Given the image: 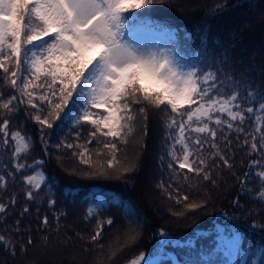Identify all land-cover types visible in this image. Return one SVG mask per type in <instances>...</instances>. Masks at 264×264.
<instances>
[{
	"label": "snow or ice",
	"instance_id": "obj_1",
	"mask_svg": "<svg viewBox=\"0 0 264 264\" xmlns=\"http://www.w3.org/2000/svg\"><path fill=\"white\" fill-rule=\"evenodd\" d=\"M154 2L0 0V83L19 93V104L36 110L29 115L41 125V130L52 128L57 120L61 124L71 123L73 127L91 125L89 136L92 139L85 144L96 140L97 155H103L99 150L101 146L108 151L111 157L107 161L108 169H114L119 163L117 141L127 143L126 137L134 131L135 122L147 121L150 110L165 117V140L170 142L167 167L173 178L216 185L213 173L234 167V155L229 153L234 154L233 141L239 144L242 139L248 154H258L260 158L250 162V170L240 180L241 186L251 191L248 184L258 181L255 199L264 203V90L252 91L251 85L241 89L238 81L226 83L229 77L222 78L218 69L213 70L216 65L209 64L203 44L192 63L187 62L176 47L143 44L137 24L147 23L144 21L146 13L138 10L147 9ZM224 7L226 5H217V12ZM17 99L16 95L3 99L0 94V150H4L0 155L10 151L12 168L21 174L26 186V200H43L48 195L44 188L51 189L43 162H21L32 155L34 144L21 129L10 131V119L20 110L15 103ZM45 109L46 114H42ZM246 114L255 120L251 131L244 127ZM97 135L105 139L97 140ZM64 147L80 149L72 154L79 157L81 164L95 169L87 175L108 174L103 165L95 168L91 155L86 156L89 153L86 146L67 143ZM161 159L163 161V157ZM4 167L7 168V164ZM257 167L260 170L253 173ZM135 168L134 163L121 167L117 178ZM188 173L193 175L190 177ZM6 174L15 178L12 171ZM250 175H254L253 181H249ZM6 186L5 174H0V188ZM158 187L167 190L173 185L166 188L161 182ZM168 198L182 204L183 211H172V215L178 217L205 207L210 199L207 195L190 199L187 193H181L179 185L175 195L169 193ZM11 203H16L15 197ZM48 203L53 206L56 201L49 196ZM103 206L101 203L89 207L87 217H95L97 209ZM5 212L6 205L0 203V213ZM28 212L25 206L22 215ZM48 223V217L44 216L42 225ZM104 223L111 225L113 221L109 218L98 224L90 237L93 242L100 240ZM19 224L18 220L16 231ZM130 239L135 242L137 237ZM217 240L218 250L224 253L229 264H245L238 233L230 237L219 235ZM32 243L29 238L27 244ZM182 244L190 247L192 242L181 241L160 230L154 249L150 253L141 252L129 264H178L168 248ZM0 245L15 256L14 245L4 235H0ZM21 251H25L23 242ZM259 260L264 264V246ZM251 264H256V260Z\"/></svg>",
	"mask_w": 264,
	"mask_h": 264
},
{
	"label": "trees",
	"instance_id": "obj_2",
	"mask_svg": "<svg viewBox=\"0 0 264 264\" xmlns=\"http://www.w3.org/2000/svg\"><path fill=\"white\" fill-rule=\"evenodd\" d=\"M217 5L226 7L217 12ZM138 12L146 13L144 19L151 25L168 29L175 35L173 47L187 62H194L203 44L209 64L216 65L213 70L218 69L222 78L229 77L226 83L238 81L241 89L251 85L252 91L264 90V0H155ZM200 59L203 61L204 57ZM0 94L3 99L10 95L18 97L15 103L20 110L10 119V131L21 129L34 144L32 155L21 162L42 161L51 184L50 191L44 188L48 195L43 200L27 201L26 186L21 174L12 168L10 151L0 155V174H5L7 181L6 188H0V203L6 205V212L0 213V235L12 242L16 253L13 256L0 245V264H129L141 252L149 253L154 249L160 230L181 241L192 242L190 247L182 244L168 248L178 264L226 263V256L218 250L217 237L237 233L245 264H251L252 260L260 264V249L264 246V203L255 199L259 182L248 184L251 191L242 188L240 183L244 173L250 170V162L260 157L249 155L242 139L239 144L233 141L234 154L229 153L234 155V167L213 173L216 185L173 178L167 167L170 142L165 140V117L150 110L147 121L135 122L134 131L126 137L127 143L117 141L119 163L114 169H108L107 161L111 158L108 151L101 146L99 150L103 155H97L96 140L85 144L92 139L89 136L91 125L73 127L71 123L61 124L57 120L52 128L41 130V125L29 115L36 110L19 104V93L15 89L0 83ZM42 114H46V109ZM244 127L251 131L255 127L254 117L246 114ZM96 139L105 138L97 135ZM67 143L86 146L89 149L86 156L91 155L95 168L103 165L108 174L87 175L95 169L81 164L79 157L72 154L80 149H67L64 147ZM130 163L136 165L135 170L118 179V169ZM259 170L257 167L252 171ZM8 171L14 172V179L6 174ZM254 179V175L249 176V181ZM161 182L166 188L169 184L173 187L164 190L158 187ZM177 185L190 199L205 195L210 199L195 212L174 216L173 210L183 211L182 204L168 198L169 193L175 195ZM68 192L72 195H67ZM49 196L56 201L55 205H49ZM99 196L107 201L97 209L95 217H87L89 207ZM25 206L29 212L22 215ZM44 216L48 217L47 226L42 225ZM109 218L113 223H104L100 240L93 242L90 237L98 224ZM18 220L19 231H16ZM132 236L137 237L135 242L130 239ZM29 238L33 241L31 245L27 244ZM21 242L25 251H21Z\"/></svg>",
	"mask_w": 264,
	"mask_h": 264
},
{
	"label": "rangeland",
	"instance_id": "obj_3",
	"mask_svg": "<svg viewBox=\"0 0 264 264\" xmlns=\"http://www.w3.org/2000/svg\"><path fill=\"white\" fill-rule=\"evenodd\" d=\"M146 22L147 23L137 24L139 39L143 44H146L151 47L159 46L161 48L166 47V46H173L172 40L174 39V34L172 32H169L166 29L157 28L151 25L148 21ZM106 201L107 200L104 199L103 196H99V198H97V202L93 203L91 207L97 204H101V203H103L104 205ZM172 257L175 258L174 254L172 255ZM243 259L246 262L245 256H243ZM224 264H229L228 260Z\"/></svg>",
	"mask_w": 264,
	"mask_h": 264
}]
</instances>
